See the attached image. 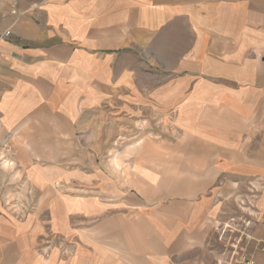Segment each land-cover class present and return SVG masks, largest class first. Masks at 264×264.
Segmentation results:
<instances>
[{"label": "crops", "instance_id": "0c3cea01", "mask_svg": "<svg viewBox=\"0 0 264 264\" xmlns=\"http://www.w3.org/2000/svg\"><path fill=\"white\" fill-rule=\"evenodd\" d=\"M7 30L0 264H213L207 240L220 206L248 186L262 188L254 239L264 241V0H0ZM153 63L170 71L156 88L141 70ZM124 91L203 144L186 148L195 158L177 178L184 195L164 191L174 183L151 159L130 162L129 193L55 194L73 170L85 115ZM23 175L41 192L40 218L8 206V183ZM43 230L78 241L46 255ZM252 254L264 264L263 252Z\"/></svg>", "mask_w": 264, "mask_h": 264}, {"label": "rangeland", "instance_id": "374dc122", "mask_svg": "<svg viewBox=\"0 0 264 264\" xmlns=\"http://www.w3.org/2000/svg\"><path fill=\"white\" fill-rule=\"evenodd\" d=\"M141 70L144 74H155L154 88L169 81L168 76L159 75L170 73L162 64H144ZM142 93L140 100L148 98L147 92ZM164 96L172 98L175 92H166ZM131 97L129 91L123 92L122 101L112 95L85 115L83 128L76 137V152L79 154L75 155L73 170L61 174L58 184L52 187L55 194L97 195L98 189L113 194L116 188L129 193L130 185L126 184L132 179L130 162L151 159L155 164L165 163L166 178L174 183L164 191L175 195L176 199L184 195V191H180L182 185L177 186L180 183L177 178L189 173L182 169V165L194 162L195 155L185 153L186 148L200 146V141L186 138L177 129L174 117L163 116L161 108L132 106ZM154 173L162 174L159 169ZM261 193L262 188L258 186L240 187L238 196L222 202L207 240L208 258L213 264H240L242 254L254 259L252 252H262L264 241L254 239L259 221L256 203ZM40 194V190L23 175L8 183L6 198L16 215L33 219L40 218L45 212L41 210L44 204L39 202ZM74 241L77 242L78 238L75 237ZM74 241L63 230H43L40 242L48 249L47 255L52 247L66 251Z\"/></svg>", "mask_w": 264, "mask_h": 264}, {"label": "built area", "instance_id": "2783aa9c", "mask_svg": "<svg viewBox=\"0 0 264 264\" xmlns=\"http://www.w3.org/2000/svg\"><path fill=\"white\" fill-rule=\"evenodd\" d=\"M12 1L14 6L16 7L19 0H12ZM13 14L16 15L17 12L13 11ZM11 35H12L11 30H7L6 32L0 34V42H2L5 39H8ZM262 252H264V248L262 249ZM240 259H241L240 264H256L251 255L242 254V256H240Z\"/></svg>", "mask_w": 264, "mask_h": 264}]
</instances>
